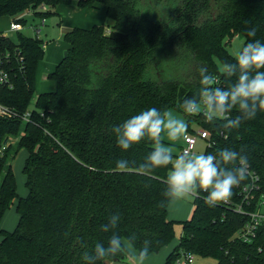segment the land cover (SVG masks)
I'll use <instances>...</instances> for the list:
<instances>
[{
	"label": "trees",
	"instance_id": "16d2710c",
	"mask_svg": "<svg viewBox=\"0 0 264 264\" xmlns=\"http://www.w3.org/2000/svg\"><path fill=\"white\" fill-rule=\"evenodd\" d=\"M73 3L0 0V17L17 18L25 25L26 11L46 18L57 6ZM76 4L92 9L105 5L107 23L74 27L64 34L68 55L48 75L56 89L36 98L44 41L22 34L14 39L0 32V51L20 48L24 56V66L13 56L14 87L0 82V101L16 112L13 118L0 117V147H6L0 153V264H85V251L91 252L97 242L106 244L111 233L101 231V225L115 213L121 216L116 231L122 238L135 234L137 250L145 240L151 242L148 256L172 243L176 224L182 223L179 243L164 264H178L189 253L213 257L217 264H264V223L252 241L239 237L250 213L264 201V112L232 130H224L220 121L208 122L202 114H185L189 122L198 120L210 130L206 153L225 147L245 151L258 188L249 203L243 202V188L252 182L249 174L233 189L230 201L213 207L201 193L195 196L192 215L182 221L168 217L172 199L163 196L168 169L151 176L115 171L121 158L137 165L143 162L153 145L145 140L125 152L111 131L151 107L182 111L183 100L198 90L201 66L217 76L221 87L234 82L235 77L229 80L221 71L225 62H235L228 43L235 36L244 37V45L264 43V0H77ZM252 29L255 35L250 37ZM111 30L125 33L126 39L110 37ZM168 70L172 76L167 77ZM22 149L28 152L23 172L29 193L24 197L18 193L11 164ZM15 202L19 222L9 231L1 223ZM240 203L244 213L236 211ZM127 257L117 256L107 264L116 259L125 262Z\"/></svg>",
	"mask_w": 264,
	"mask_h": 264
},
{
	"label": "clouds",
	"instance_id": "9594fccd",
	"mask_svg": "<svg viewBox=\"0 0 264 264\" xmlns=\"http://www.w3.org/2000/svg\"><path fill=\"white\" fill-rule=\"evenodd\" d=\"M255 29L248 32L254 36ZM235 62H225L222 74L235 81L221 87L217 76L204 66L197 69L199 80L195 95L183 100L180 108L187 115H203L208 122H221L224 130L239 128L264 112V43L260 40L243 45L235 55ZM233 111L237 113L232 116ZM184 119L167 110L151 107L113 126L116 144L122 151L147 140L153 147L144 161L121 158L115 171L151 176L158 169H168L163 196L167 199H186L206 193L205 203L213 207L226 203L233 196V189L249 179V157L243 149L222 148L215 153L187 150L176 154L174 142L187 132ZM165 138L171 143H165ZM121 220L119 213L111 215L101 231L111 233L106 244L97 242L91 252L85 251V264H97L127 254L133 264H144L149 254L150 241L145 240L137 250L136 236L122 238L116 231Z\"/></svg>",
	"mask_w": 264,
	"mask_h": 264
},
{
	"label": "rangeland",
	"instance_id": "374dc122",
	"mask_svg": "<svg viewBox=\"0 0 264 264\" xmlns=\"http://www.w3.org/2000/svg\"><path fill=\"white\" fill-rule=\"evenodd\" d=\"M77 0H74L72 5H61L53 9V14L47 16L44 24H42L43 17L37 16L34 13H27L25 16L26 23L25 28L20 32L10 31V24L13 20L10 16L0 17V32L6 33L14 39L19 37V34L25 36H38L47 44L45 47V57L40 62L37 77H36V93L35 98L42 92L54 91L56 89V82L48 78L49 73H51L56 65L65 56V52L68 49V44L64 40V34L69 29L74 27L91 28L94 25H104L107 23L108 17L105 5H99L98 8H80L77 6ZM40 31L38 32V30ZM109 31V30H108ZM245 38L240 36H235L228 43L229 52L232 55H236L237 51L244 45ZM173 75L171 71L168 70V75ZM33 105L31 106V108ZM168 111L172 112L174 115L182 118L187 123V133H198L203 130V125L198 120L188 121L187 116L182 111L178 109L171 108ZM192 129V131H191ZM185 136V135H184ZM18 138L13 139L15 143ZM165 143H171L165 138ZM184 145V137L181 140L174 142V151L176 154L182 153V147ZM209 145L207 139L199 138L196 145L195 151L206 153ZM28 155L27 150L22 149L18 152L15 159H11V164L14 169L17 184L18 193L20 196H27L29 189L26 185V175L23 172V167L25 164L26 157ZM195 197H189L186 199H172L170 206V219L176 215L175 220L181 219L186 220L189 217H185L190 208L192 209ZM193 211V209H192ZM180 221V220H178ZM19 222V214L17 211L16 202L11 206V208L6 212L2 219L1 226L9 231L14 230ZM176 238L168 246L164 247L161 251L151 254L147 257L144 264H164L169 253L174 249V247L179 243L183 225L182 223L176 224ZM2 236L0 235V241ZM184 257V256H182ZM217 260L213 257H200L194 256V260L188 264H217ZM109 264H133V261L127 257L125 262L112 261Z\"/></svg>",
	"mask_w": 264,
	"mask_h": 264
},
{
	"label": "built area",
	"instance_id": "2783aa9c",
	"mask_svg": "<svg viewBox=\"0 0 264 264\" xmlns=\"http://www.w3.org/2000/svg\"><path fill=\"white\" fill-rule=\"evenodd\" d=\"M45 10H47L46 7H44ZM45 18L42 21V24L45 22ZM24 29V24L21 23L17 18H14L11 21L10 24V31L12 32H21ZM40 29L38 30V32ZM4 36H9L6 33H3ZM13 56L17 57V60L21 62L24 66V56L22 55V51L20 48H16V51L11 52L10 50L0 51V82L6 86H9L10 88L14 87V81L12 76L13 71ZM16 116V112L9 107L6 104H3L0 101V117L3 118H13ZM31 116V113L28 111L23 116L26 121L29 120V117ZM203 116V115H202ZM211 132L210 130L203 128V130L199 131L198 133H187L184 136V145L182 147V152L187 150H194L196 148V145L198 143L199 138L207 139L208 141L211 139ZM6 147H0V153L3 154ZM249 174L252 177V182L249 185H245L243 188V202L251 200L252 191L255 188H258V185L256 184L257 176L254 174V172H251L249 170ZM243 203L238 204L236 207V211L244 213L243 210ZM251 220L239 231V237L242 238L244 241L250 242L253 240L254 236L256 235L257 228L264 223V201H262L261 206L258 207V209L254 212L250 213ZM184 256V257H182ZM178 259V264H188L191 263L194 260L193 254H183Z\"/></svg>",
	"mask_w": 264,
	"mask_h": 264
},
{
	"label": "water",
	"instance_id": "95a60500",
	"mask_svg": "<svg viewBox=\"0 0 264 264\" xmlns=\"http://www.w3.org/2000/svg\"><path fill=\"white\" fill-rule=\"evenodd\" d=\"M110 37L112 38H116L119 40H125L126 39V34L117 30H111L109 33ZM68 55V51L65 52V56L66 57ZM115 261H118V259H116Z\"/></svg>",
	"mask_w": 264,
	"mask_h": 264
},
{
	"label": "crops",
	"instance_id": "0c3cea01",
	"mask_svg": "<svg viewBox=\"0 0 264 264\" xmlns=\"http://www.w3.org/2000/svg\"><path fill=\"white\" fill-rule=\"evenodd\" d=\"M59 6H61V5H59ZM59 6H57V7H59ZM65 6V5H64ZM69 6V5H68ZM56 7V8H57ZM27 13H31L30 11H26L23 15H24V17L26 16V14ZM14 19V18H13ZM24 28H25V25H24ZM69 30H71V29H69ZM68 30V31H69ZM67 32V31H66ZM65 32V33H66ZM44 46L46 47L47 46V44H44ZM62 60V59H61ZM60 60V61H61ZM36 77H37V75H36ZM37 87V86H36ZM28 156V155H27ZM27 158V157H26ZM171 203H172V201H171ZM171 203H170V205H169V209H168V217L170 218V211H171V209H170V206H171ZM192 209H193V207H192ZM192 209L190 208V210H189V213L185 216V217H190L191 215H192ZM175 218H176V215H174L173 216V218H172V220H175ZM178 220H180L181 221V219H178Z\"/></svg>",
	"mask_w": 264,
	"mask_h": 264
}]
</instances>
